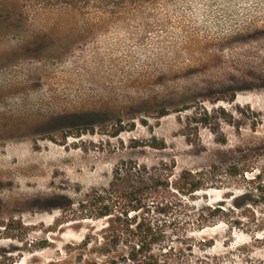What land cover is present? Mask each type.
<instances>
[{"label": "rangeland", "instance_id": "obj_1", "mask_svg": "<svg viewBox=\"0 0 264 264\" xmlns=\"http://www.w3.org/2000/svg\"><path fill=\"white\" fill-rule=\"evenodd\" d=\"M238 160L264 163V0H0V264L103 263L110 221L87 216L123 172L177 195L180 172ZM189 236L186 264H264L261 233L222 220Z\"/></svg>", "mask_w": 264, "mask_h": 264}, {"label": "trees", "instance_id": "obj_2", "mask_svg": "<svg viewBox=\"0 0 264 264\" xmlns=\"http://www.w3.org/2000/svg\"><path fill=\"white\" fill-rule=\"evenodd\" d=\"M27 1L69 6H81L95 1L118 6L140 0ZM160 114L165 115L166 111ZM241 160L227 166L211 165L207 169L180 172L175 175L173 183L177 195L163 187L159 175L143 172L132 175L130 171L125 174L122 171V185L116 183L118 189L113 191V195L97 193L91 198L95 204L100 202L99 211L87 217H107L112 231V254L100 264H186L189 256H194L193 252L179 250L176 244L188 243L190 233L201 231L222 220L229 226L261 233V240L264 241V163L251 166ZM170 176L168 174L165 179H171ZM231 181L244 182L247 186L241 195L228 193L227 197L231 199L229 206L208 201L194 205L199 191ZM106 199L108 203H104ZM82 207H87L84 201ZM88 244L89 240H86L85 245Z\"/></svg>", "mask_w": 264, "mask_h": 264}, {"label": "bare ground", "instance_id": "obj_3", "mask_svg": "<svg viewBox=\"0 0 264 264\" xmlns=\"http://www.w3.org/2000/svg\"><path fill=\"white\" fill-rule=\"evenodd\" d=\"M8 173V172H7ZM6 180H7V182H9L11 185L12 184H14V186H15V188H13L12 190H11V192H13V190H16V186H18L17 185V182H16V180H15V178H14V175H12V174H10L8 177H6ZM19 181V180H18ZM2 182V181H1ZM35 182V181H34ZM2 192V191H1ZM0 192V193H1ZM6 194V193H5ZM4 194V195H5Z\"/></svg>", "mask_w": 264, "mask_h": 264}]
</instances>
